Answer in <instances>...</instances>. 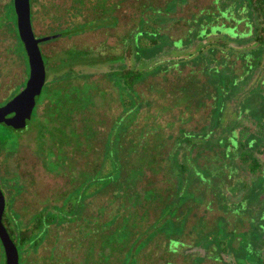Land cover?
Wrapping results in <instances>:
<instances>
[{
	"label": "rangeland",
	"instance_id": "374dc122",
	"mask_svg": "<svg viewBox=\"0 0 264 264\" xmlns=\"http://www.w3.org/2000/svg\"><path fill=\"white\" fill-rule=\"evenodd\" d=\"M236 1L31 0V22L36 37L57 34L78 24L84 26L78 32L39 44L46 68V81L53 80L55 69L67 71L69 63L73 61L69 62L71 57L68 54H76L74 61L78 67L84 70V74H90L83 79L89 85H94V89L90 90L91 102L83 109L75 108L73 104L65 103V100L62 106H56L47 97L41 101L45 96L43 94L35 108L37 119L33 115L27 121L26 131L18 133L2 130L7 138H2L0 134V140L4 139L7 147L0 144V189L5 196L6 213L11 216L17 229L27 226L32 216L43 208L60 205L73 186L81 181L82 174L100 165L112 123L123 113L122 95L107 79L108 71L124 66L148 69L155 62L165 69L148 73L135 86L134 92L144 100V105L141 106L135 125L137 132L127 134L123 144V148H129L132 143L140 141L144 132H154L153 136L145 137L129 159L130 163L143 160V175L138 186L144 189H158L160 194L165 192L163 188L169 172L165 162L162 158L158 162H150L147 157V153L167 152L170 141L160 140L161 136H176L180 129L202 132L208 125L211 99L203 91L210 90L212 86L206 71L201 69L202 64L199 60L196 63L195 58L198 54L209 56L210 44L213 42V45H217L216 38L222 37L226 46L230 45L233 49L218 50L215 57L219 62L207 63L208 69L216 66L224 69L227 60L229 65L234 62L233 71L240 75L235 79L239 82L240 92L237 101H231L235 107L234 115L229 119L238 116L241 123H247L250 109L257 110L256 106L261 103L258 101L251 107V101L256 96L261 99L264 97V73L259 79L264 68L251 72L253 53L249 47L243 48L250 41L249 31L245 29L250 22L243 21L246 19V7L233 12ZM10 2L12 0H0V100L8 94L9 89L26 78V64L20 51L15 49V32L4 19ZM173 2L176 5L171 9L169 6ZM152 9H159L160 15H155L157 12ZM228 12L236 19L226 18ZM145 21L149 28L143 24ZM142 30L159 31L171 45L168 44L155 57L146 60L126 55V47L135 42ZM193 32L200 33L202 40L195 39ZM125 40L127 42L123 44ZM243 51L251 67L241 72L243 61L241 58L234 61V57H239ZM122 57L123 64L119 61ZM84 58L105 62L100 66L84 67ZM154 68L153 65L149 69ZM255 82L257 85L254 87ZM223 101L226 103L229 100ZM214 132L215 135L219 134L218 131ZM154 141L161 144L153 147ZM198 152L204 153L201 147L196 148L193 154ZM129 153L128 149L127 157ZM207 187L214 192L210 185ZM214 197L208 194L205 200L207 202ZM143 204L141 200L132 209L127 221L131 242L157 217L160 209L157 199L148 206L144 207ZM114 207L112 190L88 198L84 214L78 221L52 225L36 248L25 246L22 250L18 249L19 264H97L100 254L109 256V264H117L124 246L118 245L114 250L111 246L104 248L103 242L109 230L114 231L123 223L120 220L106 229L97 226L111 218ZM190 215L192 218L189 223H194L196 218H203L206 225H215V220L223 213L213 205L209 211L204 206L192 208ZM229 218L233 219L232 216ZM235 220L238 230L249 231L248 221ZM240 240L241 248L248 254L257 257L262 254V249L253 247L244 237H240ZM171 243L179 248L177 242ZM148 249L149 260L146 257ZM2 251L0 247V264H5ZM142 255L140 260L146 264H163L165 259L173 261L172 264L185 261L181 255L166 256L158 244L149 245ZM202 264L221 263L205 261ZM242 264L250 262L243 259Z\"/></svg>",
	"mask_w": 264,
	"mask_h": 264
},
{
	"label": "trees",
	"instance_id": "16d2710c",
	"mask_svg": "<svg viewBox=\"0 0 264 264\" xmlns=\"http://www.w3.org/2000/svg\"><path fill=\"white\" fill-rule=\"evenodd\" d=\"M175 5L176 2H173L169 7L173 9ZM245 7L246 19L243 21L249 20L250 22L245 28L249 31L248 40L250 41L242 45L243 48L249 47L253 53L254 61H251L253 66L251 67L247 63L244 51L239 57H234V61L238 58L243 61L241 72L246 71L249 67H251V72H256L258 69L264 68V0H237L233 12L236 13ZM152 10L154 12L156 10L155 15H160L159 9ZM5 15L4 19L8 21V25L12 27L16 35L15 49L20 51L26 64V78L8 90V94L0 100V106L24 88L29 75L27 55L17 32L13 0L7 4ZM226 18L229 20L230 18L236 19L230 12L227 13ZM143 24L149 28L146 21ZM83 27L82 24H78L74 28L61 30L55 39L78 32ZM140 33L135 42L133 41L132 45L126 47V55L131 54L138 60H146L155 57L164 47L171 45L167 37L160 35L159 31L142 30ZM192 35L195 39L202 40L199 37L200 33L193 32ZM221 38H216V46L213 45V42L210 44L209 56L208 54H198L195 58L196 63L199 60L202 64L201 69L206 71L212 86L210 90L203 91H206L211 99L208 125L202 129V132L180 129L176 136L167 135L164 138L161 136L160 140L170 141L167 152L164 154L147 153L150 160L144 159L145 161L158 162L162 158L165 162L169 171L166 175L167 182L163 188L165 192L160 194L157 192L158 189L139 187L138 184L143 175V160L141 159L136 163L132 161V164L129 161L131 153L136 152L145 137L153 136L154 132H144L139 142L132 143L133 145L129 148H123L127 134L137 132L135 125H137L141 106L144 105V100L140 99L134 92L135 86L143 81L148 73L165 69L161 68L157 62L153 64L154 69H149L153 65L148 69L133 66L113 69L108 73L106 72L107 79L122 95L123 113L117 116L112 123L111 131L104 143L100 165L88 173L84 172L81 181L73 186L60 205L43 208V210L35 213L30 223L25 227L17 229L11 216L4 210L2 222L17 249L22 250L25 246L36 248L52 225L78 221L84 214L88 198L112 190L115 203L111 212L112 216L97 226L100 229H106V227H110L120 220L123 223L121 226H117L114 231L109 230L105 237L106 240L103 242L104 248L111 246L114 250L118 245L124 246L121 249L117 264H146L140 260V256H143L142 253H145L151 244H158L161 252L166 256L181 255L185 261L177 264H202L205 261L221 264H242L243 259H248L250 264H264V97L261 99L256 96L251 101V107H254L253 104L258 101L261 103L256 106L257 110L250 109L249 115H247L250 119L247 118V123H241L238 116L229 119L231 115H234L235 107L231 101L234 99L237 101L236 97L240 92L239 82L235 80L240 75L233 71L234 62L229 65L228 60L224 69L219 66L208 69L207 66V63L219 62L215 57L218 50L230 51L233 49L230 45L226 46V42ZM248 40H242V42ZM126 42L127 40L123 44ZM199 52L202 53V50L199 49ZM68 55L71 57L69 62L73 61L69 63L67 71H61L62 68L55 69L56 73H54L51 82L45 80L41 94L36 99L32 116H36L35 108L46 97L53 101L56 106L70 103L79 109L87 107L91 102L90 90L94 89V85H89L83 79L90 74H84V70L78 67L77 62L74 61L76 54ZM84 59L86 60L82 64L84 67L100 66L99 64L105 62L103 60ZM119 61L123 64L124 57L120 58ZM222 72L224 74L221 75ZM263 73L264 70L259 79ZM256 85L255 82L253 86ZM43 94L45 96L39 102V98ZM223 99L229 101L225 103ZM64 100L66 102L62 103ZM154 128L152 130H155ZM2 130L20 133L27 129L14 130L0 123V134L2 138H7L6 133L3 134ZM214 131H218L219 134L215 135ZM0 144L7 147L4 139L0 140ZM160 144V142L154 141L152 146L157 147ZM198 147H201L204 153L193 154V151ZM128 149L129 157L126 156ZM208 184L214 192L208 190ZM208 194L215 197L206 202L205 199ZM155 199L159 201L160 208L157 217L147 224L132 242L129 241L131 234L127 229V221L132 209L141 200L145 207ZM213 205L223 213L215 220V225H206L203 218H196L194 223H189L190 218H192L190 215L192 208L204 206V209L209 211ZM254 212L257 214L253 215ZM145 216H147L146 212ZM231 216L232 220L229 218ZM235 219L242 222L248 221L249 231L238 230ZM248 232L250 233L248 234ZM240 237H244V240L253 247L262 249V254L258 257L248 254L241 248L242 240ZM172 241L177 242L179 248L172 246ZM128 242L131 243L127 245ZM0 247L3 250L1 243ZM2 252L3 258H5L4 251ZM100 255L97 264H109V256ZM149 256L150 251L146 256L147 260H149ZM189 259L191 262H187ZM169 263L172 264L173 261L165 259L163 262V264Z\"/></svg>",
	"mask_w": 264,
	"mask_h": 264
},
{
	"label": "water",
	"instance_id": "95a60500",
	"mask_svg": "<svg viewBox=\"0 0 264 264\" xmlns=\"http://www.w3.org/2000/svg\"><path fill=\"white\" fill-rule=\"evenodd\" d=\"M13 4L17 32L27 55L29 75L24 88L0 106V123L14 130H21L31 119L36 98L41 94L46 80V68L39 44L57 37L58 34L36 37L31 22L30 0H13ZM5 205V196L0 189V243L5 264H19L18 249L2 222Z\"/></svg>",
	"mask_w": 264,
	"mask_h": 264
}]
</instances>
